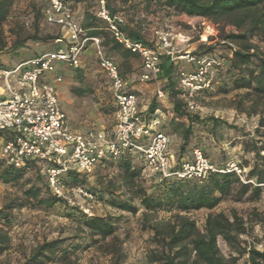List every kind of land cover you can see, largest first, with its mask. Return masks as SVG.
Masks as SVG:
<instances>
[{
	"label": "trees",
	"instance_id": "1",
	"mask_svg": "<svg viewBox=\"0 0 264 264\" xmlns=\"http://www.w3.org/2000/svg\"><path fill=\"white\" fill-rule=\"evenodd\" d=\"M61 1L73 11L75 21L82 29V38L101 40L100 47L106 58L112 60V54L120 50L123 59L134 57L113 40L106 25L97 18V0ZM135 1V5L145 12L162 10L213 22L223 20L239 31L224 37V41L239 44L237 49L226 44L202 45L199 52L194 54L211 57L216 62L210 73V88L202 95L203 98L210 96L216 90L223 93L242 90L244 93L240 95L241 101L237 103L238 111L259 115L258 127L254 131L258 140L253 141L251 145L253 165L247 168L231 162L224 164L213 162L218 170H224L229 164L244 170L242 176L245 183L241 182L234 172L212 173L201 183L159 176L151 178L147 183L148 181L142 177L145 170L143 159L139 155L125 152L115 161L102 158L94 171V173L97 170L106 171L115 167L118 170L120 183L116 184L110 180L103 189H91L87 185L89 177L71 169L62 176V184L66 188L80 186L93 194L95 203H103L115 211L130 215L136 214L139 210L144 212V216L159 211L174 213L168 221L151 225L152 239L157 247L146 253L144 259L137 264H235V259H224L218 249L217 241L221 239L228 247H237L239 237L247 234L245 222L233 211L230 217L224 213H209L201 231L188 214L199 210L212 211L223 197L230 194L233 187L238 188L236 194L239 197L249 191L253 198L258 199L264 191L262 187L264 185V52L250 43V40L256 36L264 37V0ZM123 2L130 3V0ZM13 3L14 0H0V35ZM78 5H82L80 19L74 14V8ZM107 9L112 15H119L112 0H107ZM40 15L43 17L42 11ZM123 31L128 37L143 41L138 34L128 31L124 26ZM35 32L30 37L15 41L11 51L23 48L27 42L46 44L61 40L57 43L58 47L52 51L64 47H62L63 38L39 37L37 27ZM89 48L94 51L97 64L95 50L91 45L88 44L85 47L82 55ZM163 62L161 89L167 94L170 116L161 121L160 128L162 131L171 130L173 134L180 135L181 144L174 156L178 167L189 160L193 149H199L205 156L204 149L196 142V131L205 128L215 131L221 127L227 129H234V127L213 117L201 118L199 114L188 112L180 99L181 92L177 86L179 64L168 59H164ZM123 78L127 80V77L123 76ZM75 79L79 84L82 82L81 70H76ZM245 102H249L247 109L243 108ZM156 110L157 103L152 101L145 117L150 119ZM0 136L8 138L7 134H0ZM29 172L34 175L32 181L25 178ZM248 181H253L255 186L249 185ZM0 183L17 185L21 190L20 197H15L0 207V255L10 248L9 229L14 220L13 211L30 208L61 212L75 224V233L65 239L42 241L23 264H76L77 252L104 242L107 238L112 239V243L108 245L110 264H124L125 257L121 246L115 244L116 239L113 237L120 217L95 214L86 216L78 208L68 206L66 202L50 193L42 164L32 161L14 168L4 165V162L0 160ZM121 189L124 191L122 197L117 194ZM244 252L248 257V264H264V251L259 252L250 247Z\"/></svg>",
	"mask_w": 264,
	"mask_h": 264
},
{
	"label": "rangeland",
	"instance_id": "2",
	"mask_svg": "<svg viewBox=\"0 0 264 264\" xmlns=\"http://www.w3.org/2000/svg\"><path fill=\"white\" fill-rule=\"evenodd\" d=\"M123 1L112 0V4L122 17L124 27L128 31L138 34L146 43H154L157 34L160 32L171 31L184 33L188 39L185 49L193 53H198L202 45L220 46L226 44L234 49L239 47L237 43L224 41V37L229 34H236L239 31L223 20L213 22L162 10L159 12H145L141 7L135 5V0H130L131 4ZM42 9L43 4L40 0H14L9 16L1 29L0 70L13 69L23 61L50 52L58 47L59 44L56 42L46 44L27 42L23 48L11 51V46L15 41L23 40L35 34V27L38 29L37 35L39 37L52 36L61 39L64 37L62 29L45 22L42 15H40ZM81 13L82 5L76 6L74 8L75 16L80 19ZM204 23L210 24L213 32L206 33L202 26ZM250 43L259 51L264 52L263 36L252 38ZM120 51L113 53L111 58L118 65L121 74L127 77V80L132 81V77L140 70V61L132 57L123 59ZM60 66L63 67L59 74L61 82L57 83L53 79V75L49 77H51V84L56 89L61 108L69 113L70 118L68 120L71 126L81 131H103L110 135L114 127V104L111 99L108 80L96 64L94 51L89 48L81 56L80 65L77 68L56 64L55 73L59 72ZM178 68L179 70H190L192 66L183 62L179 63ZM76 70L82 71V82L80 84L75 79ZM9 82L14 86L15 79H10ZM134 84H137V82H132L131 85ZM141 84L151 86L154 89L149 101H156L159 109L166 107L167 102L165 100L156 98V85L154 82ZM161 85L162 82L160 87ZM3 88L4 85L0 77V95ZM243 93L242 90L229 93L216 90L210 96L199 99L201 107L199 116L201 118L213 117L234 127V129L221 127L215 131L205 128L195 132L196 142L202 146L205 157L211 163L224 164L231 162L241 164L247 168L253 165L251 145L253 141L258 140L254 135V131L258 127L259 115L238 111L237 103L241 101L240 95ZM249 99L251 100V98ZM248 106L249 102H245L243 108L247 109ZM161 115L159 112V118ZM165 118H169V116L166 115ZM164 133L170 138V150L174 152L175 156L181 144L180 135L178 133L173 134L171 130H164ZM0 134L3 135L4 133L0 132ZM142 177L149 183V180L155 176L145 169ZM25 178L32 181L34 175L29 172ZM110 180L116 184L120 183L118 170L115 167H111L106 171L97 170L89 177L87 185L91 189H103ZM237 189L233 187L230 194L223 197L212 211H193L188 214V217L202 231L204 220L209 213H224L230 217L231 212H235L245 222L247 234L239 237L237 247L230 248L221 239H218L217 246L224 259H235V264H248L245 250L250 247L256 249L259 246L260 249H264V191L258 199H255L249 191L244 196L239 197L236 194ZM20 192L21 190L17 185H3L0 183V207L7 201L20 197ZM117 194L122 197L124 191L121 189ZM93 214L120 217L113 236L116 239L115 244L121 246L125 257L124 264H137L144 259L146 253L157 247L156 242L152 239L151 225L168 221L174 213L159 211L144 216V212L139 210L136 214L130 215L115 211L103 203H95ZM13 215L14 220L9 229L10 248L0 255V264H23L33 249L42 241L65 239L75 233V224L61 212L22 208L14 210ZM111 243L112 239L107 238L104 242L80 250L75 255L76 264H110L108 245Z\"/></svg>",
	"mask_w": 264,
	"mask_h": 264
},
{
	"label": "built area",
	"instance_id": "3",
	"mask_svg": "<svg viewBox=\"0 0 264 264\" xmlns=\"http://www.w3.org/2000/svg\"><path fill=\"white\" fill-rule=\"evenodd\" d=\"M43 4V19L49 25L64 32L63 48L32 57L10 70H0L4 88L0 97V160L14 168L26 162L43 165L46 184L50 193L68 206L78 208L91 216L95 205L93 194L80 186L66 188L61 178L68 170L91 177L102 158L117 160L125 152L139 155L145 169L154 176L174 178L178 181L203 182L212 173L234 172L243 183L244 170L229 164L218 170L199 149H193L190 159L176 166L168 153L169 138L161 130V118L140 116L137 96L128 90L127 82L113 60L103 54L99 38H82V29L74 19L73 11L61 0H40ZM96 16L105 25L113 40L140 61L139 82H156L162 76L161 61L187 63L190 70H179L177 86L186 110L199 114V99L210 88L211 69L216 65L208 56L195 55L185 49L188 42L182 32L164 31L156 41L148 45L128 37L123 31V19L112 15L107 9V0H97ZM204 31L213 32L210 24L204 23ZM60 43L61 40L55 41ZM91 45L96 54L99 70L106 76L113 101L114 128L110 135L73 130L67 122L50 75L57 83L61 76L55 73V65L77 68L82 53ZM15 79L14 86L10 79ZM156 98L163 100L164 91H156ZM248 184L255 186L253 181ZM264 189V185H262ZM256 250L263 252L264 249Z\"/></svg>",
	"mask_w": 264,
	"mask_h": 264
},
{
	"label": "crops",
	"instance_id": "4",
	"mask_svg": "<svg viewBox=\"0 0 264 264\" xmlns=\"http://www.w3.org/2000/svg\"><path fill=\"white\" fill-rule=\"evenodd\" d=\"M132 58H136V57H132ZM163 63L164 62L161 61V65H163ZM62 69H63V67L60 66L59 67V72L57 73L58 75L60 74V72L62 71ZM140 73H141V68H140L139 72L135 76L132 77L133 78L132 81H130V80H125V81L127 82V87L129 88V91L135 93L136 96H137V99H138V101H137V103H138L137 104V110H138L140 116L143 117V118H146L145 115L147 113V109H148L149 105L151 104V102L153 101V100H150L149 101V98H151L150 95L154 93V91H153L154 89H152L151 86H145L144 84H141V82H139V75H140ZM161 77H160V79L158 81L154 82L155 85H156V87H155L156 88L155 94H156V91L157 90L161 89V87H160V83L162 82ZM50 79H51V77L48 80H50ZM132 82H137V84L131 85ZM1 92H2V90H1ZM164 94H165V98L163 100H165L167 102L166 107L165 108H162V109H159V107H157V110L153 114V116H158V114L160 112L162 114L160 116L161 121L165 118L166 115L167 116H170V112H169L170 103L168 101L167 94L165 92H164ZM164 110H165V112H164ZM64 112H65V114L67 116V122H68V124L70 125V127L73 130H76V131H79V132H86V133L87 132H92V131H81L80 129H75L69 123V120H68V118H70L69 113L67 111H64ZM113 128H112V130H113ZM101 132L104 133L103 131H97L96 133H101ZM170 145H171V141H170V138H169L168 153L174 159V152L172 150H170Z\"/></svg>",
	"mask_w": 264,
	"mask_h": 264
}]
</instances>
